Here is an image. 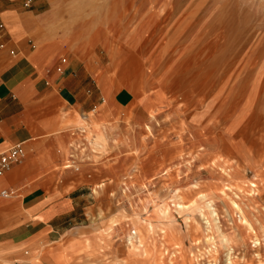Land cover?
I'll return each mask as SVG.
<instances>
[{
  "label": "rangeland",
  "instance_id": "374dc122",
  "mask_svg": "<svg viewBox=\"0 0 264 264\" xmlns=\"http://www.w3.org/2000/svg\"><path fill=\"white\" fill-rule=\"evenodd\" d=\"M24 1L96 112L68 157L4 183L0 237L25 230L0 264H264V0ZM74 188L88 217L30 235L29 201Z\"/></svg>",
  "mask_w": 264,
  "mask_h": 264
},
{
  "label": "crops",
  "instance_id": "0c3cea01",
  "mask_svg": "<svg viewBox=\"0 0 264 264\" xmlns=\"http://www.w3.org/2000/svg\"><path fill=\"white\" fill-rule=\"evenodd\" d=\"M12 1L0 0V23L3 25L0 27V45L3 44L0 46V152L12 144L22 143L25 166L14 164L0 178V188L19 190L4 183L22 184L27 179L25 176L39 174L68 157L72 144L78 149L88 127L92 126L89 113L96 107L84 109L83 104L77 102L67 86L68 68L64 75L52 72L54 57H50L49 50L46 54L44 49L37 48L28 37V14L15 7ZM37 158L40 161L36 162ZM39 190L40 187L33 188V191ZM76 190L78 188L62 197L52 193L30 200L26 205L31 216L27 220L31 223V229L27 228L30 235L55 238L71 228L76 216L88 217L87 196L82 193L74 196ZM80 199H85L83 205L79 204ZM79 208L82 211H78ZM20 219L23 220V216ZM24 230L0 237V243L5 240L6 244L17 245L22 237L19 240L7 238L19 236ZM49 259L50 263H56L54 258ZM15 260L12 264H16Z\"/></svg>",
  "mask_w": 264,
  "mask_h": 264
},
{
  "label": "built area",
  "instance_id": "2783aa9c",
  "mask_svg": "<svg viewBox=\"0 0 264 264\" xmlns=\"http://www.w3.org/2000/svg\"><path fill=\"white\" fill-rule=\"evenodd\" d=\"M25 6L30 5V0L24 1ZM0 27L3 25L0 23ZM1 47L3 44L0 45ZM13 53V51H11ZM66 63V58L61 57L57 71H61L62 65ZM25 157V149L22 143H15L0 152V178L3 177L14 164L20 163ZM16 188H0V199L10 198L17 193ZM134 234V231H133ZM132 234V235H133Z\"/></svg>",
  "mask_w": 264,
  "mask_h": 264
},
{
  "label": "bare ground",
  "instance_id": "6f19581e",
  "mask_svg": "<svg viewBox=\"0 0 264 264\" xmlns=\"http://www.w3.org/2000/svg\"><path fill=\"white\" fill-rule=\"evenodd\" d=\"M235 204L237 205V203L235 202ZM238 206V205H237ZM135 232H136V230H135Z\"/></svg>",
  "mask_w": 264,
  "mask_h": 264
}]
</instances>
